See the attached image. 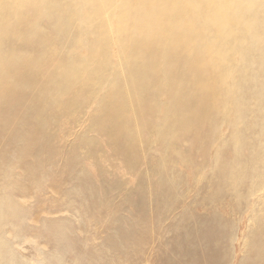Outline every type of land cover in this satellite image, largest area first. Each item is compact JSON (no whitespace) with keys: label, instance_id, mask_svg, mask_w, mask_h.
<instances>
[{"label":"rangeland","instance_id":"374dc122","mask_svg":"<svg viewBox=\"0 0 264 264\" xmlns=\"http://www.w3.org/2000/svg\"><path fill=\"white\" fill-rule=\"evenodd\" d=\"M112 7L111 29L120 0H112ZM260 8L255 10L261 13L255 16L257 25L264 21ZM51 16L37 18L31 36L28 16L18 19L11 9L7 16L0 13V55L22 58V66L42 67L37 78L22 74V68L9 76L4 75L8 68L0 73V264H252L248 243L262 236L263 219L248 217L261 213L264 189L250 196L244 189L228 188L213 170L212 158L219 152V159L222 153L228 159L224 150L232 145L237 160L248 164V138L263 126L253 102L246 109L244 125L249 127H243L240 144L237 138L233 144H206V135L214 140L221 135L222 142L233 135L222 123L205 129L200 114L186 117L175 136L170 127L175 115L162 118L167 94L152 99L146 89L136 114L118 117L116 101L125 95L128 81L118 62L117 38L110 33L105 71L92 72L91 54L86 62L90 71L70 83L63 79L47 85L46 99L37 103L33 89L40 78L47 82L57 59L72 62L89 54V42L78 44L80 20L64 24L63 31ZM251 162L254 170H243L249 180L257 167Z\"/></svg>","mask_w":264,"mask_h":264},{"label":"bare ground","instance_id":"6f19581e","mask_svg":"<svg viewBox=\"0 0 264 264\" xmlns=\"http://www.w3.org/2000/svg\"><path fill=\"white\" fill-rule=\"evenodd\" d=\"M258 7L263 8L261 12L264 14V0H120L119 14L115 19L116 27L111 29L107 21L113 15L112 0H0V13L7 16L11 9V16L20 19L23 14L29 17L30 21L26 30L31 36L35 33L37 18L54 15L55 22L61 23L62 28L64 24H70L71 20L79 19L81 25L77 28L80 38L78 44L87 46L89 42L87 56L79 57L81 59L72 62L57 59L54 65L55 72L46 77L47 82L41 83L44 78H38L41 82H37L33 89V91L36 90L34 100L37 103L46 99L47 85L58 84L59 80L63 79L70 83L72 79L76 80L80 73L90 71L89 62H86L91 54L93 55V63L90 61V64H93L92 72L98 76L100 70L105 69L108 61L106 45L109 42H107V35L109 36L110 33L117 38L118 62L120 59V63L125 67L127 77L125 80L128 81L125 95L122 94L119 101H116L118 117L122 115L121 112L128 116L136 114V110L144 101L140 98L142 94H146L144 91L146 89L152 99H156L162 93L167 94L169 103L163 111L162 118L169 119L171 112V117L175 115V120L170 122L174 135L175 131L183 130L182 126L188 122L186 117L190 119L200 114L205 123V129L212 130L222 123L230 128L233 135L232 140L222 142L219 133H215V136L219 135L218 140H214L213 135L209 134V136L206 135L208 139L206 144L216 141L221 144H233L236 138L240 144L244 142L241 136L243 127L245 129L249 127L244 125L246 124L245 113L252 101L255 106L252 110L256 113V120L263 126L259 132L256 131L257 133L248 138L251 143L250 159L246 160L248 164L237 160L235 157L237 150L235 151L232 145L228 146L230 150H224L230 153L228 159L227 156L224 157L225 153H222L219 159L217 157L219 152L212 158L213 170H218L223 175V183L234 191L237 188L244 189V193L250 196L253 192L264 189V175H261L264 168V21H258L259 26L255 22L257 21L255 16L257 18L259 14L257 11L255 15V10H259ZM76 8H79L81 13H78ZM8 31L15 32L14 28H8ZM19 32L17 31L18 35H25L24 31L20 34ZM20 59L22 58L18 56L8 59L5 54L0 55L2 67L0 73L8 68L4 75L9 76V72L22 68V71L20 70L22 74L34 75L37 78V69L42 67L37 65L39 67L36 68V64L33 67L29 64L30 67L22 66L23 63H19ZM44 75L46 76V73ZM15 82L18 86L25 84L17 83L18 80ZM96 86L99 85L96 84ZM120 89L122 90V87ZM170 93H173L172 96ZM121 120L118 122L120 126H123ZM240 123L244 126H239L242 125ZM160 126L162 129L163 126L161 124ZM233 131H236V134ZM207 149H205L206 157H210ZM252 160L256 161L257 167L252 179L249 180L248 176H244L243 170L245 172L254 170ZM203 164L205 165V162ZM239 166L242 168L239 169ZM196 176L197 174L194 177ZM238 178H242L241 185ZM262 197L263 207L259 209L261 213L257 216L250 214L248 217L250 221L254 219L255 222H258L257 219L260 216L263 219V223L259 225L260 229L263 228L262 232L260 231L262 236L259 235L255 242L253 241L254 243L252 241L248 243L246 256H249L252 264H264V195ZM252 200L251 203H254ZM249 202L250 200L247 203ZM252 216H254L253 219ZM240 263L243 264V261Z\"/></svg>","mask_w":264,"mask_h":264}]
</instances>
